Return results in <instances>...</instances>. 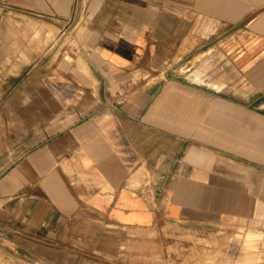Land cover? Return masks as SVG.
Returning a JSON list of instances; mask_svg holds the SVG:
<instances>
[{"label":"crops","instance_id":"obj_1","mask_svg":"<svg viewBox=\"0 0 264 264\" xmlns=\"http://www.w3.org/2000/svg\"><path fill=\"white\" fill-rule=\"evenodd\" d=\"M261 1L0 0V264H141L146 241L171 264L222 222L228 264H264V123L218 105L250 54L202 51L247 24L264 46ZM190 43L196 68L218 51L206 79Z\"/></svg>","mask_w":264,"mask_h":264},{"label":"rangeland","instance_id":"obj_2","mask_svg":"<svg viewBox=\"0 0 264 264\" xmlns=\"http://www.w3.org/2000/svg\"><path fill=\"white\" fill-rule=\"evenodd\" d=\"M262 13H264V1L258 2V7L251 11L250 17L251 19H253ZM205 24L207 25L208 23L204 22V25ZM256 25H258L259 29L264 32V15L260 17V19L256 22L255 26ZM252 26L253 24H247L246 27L239 25L229 33L225 32L223 34H219L218 39L215 38V34L212 35L211 33H204L202 35V51L209 50V48L216 46L217 42H219L220 44L222 43V46L220 48L221 51H223L222 54H226L227 52L231 51L229 58L233 60L239 55L237 54V51L241 50L240 48L234 51L232 50V48L227 49L228 44L230 42H234V46L240 44L241 48L243 47L242 50L246 51L247 55L248 53L250 54L249 57L252 61V64L250 65L251 68H249V70L244 69L247 70L245 75L240 76V79L234 81L233 83H230L228 90L225 92L226 94L223 95L224 101H220L218 103L219 107H222L223 105L234 107V123L236 127H239L238 125H242V123H246L249 121L252 124L259 122L264 123V119L259 117V115L257 114H264V82H260L258 79V74L262 71L260 70L262 67H260L258 63L264 61V46H260L258 38L259 35L257 32L254 31ZM192 43H194V38L192 39ZM192 43L188 44L186 59V62L190 61V64L187 63V66L180 70V73L184 76L188 75L192 77V81H195V70L202 69V71H204V78L206 79V77H209V72L211 68L214 67L212 65L216 63L215 56H217L218 51L215 47L212 53L206 54L202 58H200L201 63H199L198 67L196 68L195 64H193L195 53L194 51H191V49L193 48ZM257 47L259 48L257 49ZM249 48L251 49L249 50ZM252 48H256L257 50H253ZM214 57L215 59H213ZM187 69H191V72L187 73ZM202 83L204 85H207V82ZM247 117L250 118L248 119ZM238 132L242 133V129L238 130ZM226 229V222H222L216 225V227L211 230L204 229L201 231H183L185 233V236L181 238L183 241L181 243L179 242L176 244H172L171 247L167 248L168 250H172V254L175 253L178 256L171 257L168 260L171 261V264H228L223 254V241L226 239ZM174 232L175 231L173 229L169 228H164V230H162V233H166L167 235L171 234V240H174L176 238H174V236L172 237ZM150 233L151 232L145 233V236L151 238ZM206 235H209V237H206ZM215 235H218L219 237L218 247L216 245V242L210 241V238ZM161 245L162 243L159 242L152 243L146 241L140 243V263L147 264L149 262L150 264H162V258H152L153 254H157V251L162 249ZM216 247L217 249H214ZM212 250H214L213 253ZM147 255H151V258H147Z\"/></svg>","mask_w":264,"mask_h":264}]
</instances>
